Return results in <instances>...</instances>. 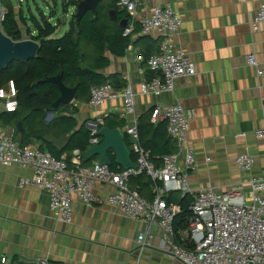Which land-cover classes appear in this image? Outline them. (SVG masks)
Segmentation results:
<instances>
[{
  "label": "crops",
  "instance_id": "crops-1",
  "mask_svg": "<svg viewBox=\"0 0 264 264\" xmlns=\"http://www.w3.org/2000/svg\"><path fill=\"white\" fill-rule=\"evenodd\" d=\"M261 2L141 0L137 8L139 20L158 5H169L182 15L183 26L173 43L187 52L197 69L194 75L179 77L173 91L159 96L140 93L141 83L152 77H147L150 69L146 63L137 62L134 53H127L126 49L123 55L105 50L110 62L101 72L121 74L126 85H132L138 117L153 111L158 103L179 102L192 111L187 143L196 158L188 173L192 188L228 191L237 186L244 174L236 164V157L243 150L254 157V173L264 176V136L255 134L264 129V77L256 76L254 68L246 63L250 53L264 61V22L257 27L252 24ZM126 12L123 17L127 19ZM139 22L137 27L141 30ZM140 35L146 34L134 33L132 40ZM123 89L115 90L121 93ZM88 96V100L75 98L72 102L78 108L75 117L79 123L112 112L125 118L121 95L97 107L89 104L90 91ZM129 118H125L126 124ZM50 120L46 118L47 122ZM4 127L14 130L17 141L20 134L17 128ZM243 132L246 135L240 136ZM70 135L55 136L48 132L44 138L61 148ZM40 142L41 139L33 138L29 145L38 147ZM73 150L64 153L71 158ZM180 158L183 166L182 154ZM97 160L98 156L88 165ZM22 177L31 179L33 169L0 163V253L8 255L11 264H34L38 258H47L51 264H182L165 252L163 232L157 223L134 219L109 204L88 205L77 197L70 218L63 220L50 208L49 193L32 183L22 185ZM94 190L106 196L111 187L96 185ZM149 190L150 197L145 195L146 198H151ZM172 195L177 200L182 198L180 192ZM143 232L151 237L149 244L142 246L138 235Z\"/></svg>",
  "mask_w": 264,
  "mask_h": 264
},
{
  "label": "built area",
  "instance_id": "built-area-1",
  "mask_svg": "<svg viewBox=\"0 0 264 264\" xmlns=\"http://www.w3.org/2000/svg\"><path fill=\"white\" fill-rule=\"evenodd\" d=\"M141 0H120L119 6L128 12L124 35H133L140 21V32L159 39V52L148 59L130 43L127 53H134L135 60L146 63L155 75L140 85V93L159 96L173 91L179 77L196 74L195 63L187 52L173 43L174 36L182 29V15L173 7L155 6L150 15L141 20L137 8ZM264 22V0H262L252 24L257 27ZM258 77H264V61H259L254 53L246 58ZM18 90L14 81L0 88V109L8 112L18 107ZM89 104L97 107L107 99L124 101L123 116L129 118L121 131L129 137V148L135 155L137 168L119 170L107 164H84V154L75 149L71 158L66 153L54 156L33 145L22 146L0 122V163L18 165L33 169V177L21 178V184L32 183L46 190L50 195L49 206L59 213L61 219L70 218L74 198L88 205L109 204L134 219H144L147 223H157L163 232L165 252L182 264H264V176L253 171L254 157L241 151L236 164L244 174L237 186L228 191L215 187L192 188L188 173L194 168L196 158L187 146L189 121L192 111L182 103L170 105L156 104L151 113V122L166 121L167 133L175 139L178 151L165 155L163 164L157 167L151 160V152L144 147L139 130V117L135 113V92L130 83L120 92L107 81L90 87ZM133 117V118H132ZM91 131L90 145L99 143L97 130L104 125L102 116H97ZM257 137L264 136V129L256 131ZM245 136L246 133H240ZM183 155V166L180 162ZM146 173L152 180L151 198L141 195L138 188L131 187L132 176ZM96 185H107L111 190L106 196L96 193ZM174 192L190 195L192 215L187 228L176 229L175 218L182 211L179 203L169 201ZM151 235L143 232L138 240L149 244ZM187 241L190 246H185ZM0 264H11L8 255L0 253ZM34 264H51L47 258H38Z\"/></svg>",
  "mask_w": 264,
  "mask_h": 264
},
{
  "label": "trees",
  "instance_id": "trees-1",
  "mask_svg": "<svg viewBox=\"0 0 264 264\" xmlns=\"http://www.w3.org/2000/svg\"><path fill=\"white\" fill-rule=\"evenodd\" d=\"M2 1L7 8L2 20V28L13 39H20L21 31L14 6L9 0ZM79 1L81 0H64V9L71 3L76 6ZM119 1L108 0L104 3V0H101L97 7V16L94 17L91 11L87 12L81 19L78 32L74 29L73 21L68 30L60 34L58 25L48 19L44 13L40 18L31 15L30 20L35 28L31 38L40 43L37 56L26 62L14 60L0 73V88L12 80L18 90V107L12 112L1 110L0 122L3 126L14 125L17 128L18 134L22 135V146L29 145L33 138L41 139L39 149L43 151L47 149L58 157L61 153L75 148L85 152L90 145L91 131L86 124L87 120L78 122L75 117L78 108L74 103L60 105L53 118L46 121L48 108L60 96V89L57 84L44 80L45 77H53L62 72L63 82L67 86L77 87L76 99L88 100V92L92 85H101L109 81L115 89L126 86L121 74L105 75L101 72L110 62L105 55L106 49L115 55H123L127 46L133 43L137 47L140 46L141 52L147 59L158 52V38L140 35L132 40V35H124L119 21L124 18L125 10L118 12L117 17L111 20L112 9L121 11L118 6ZM139 31L137 27L133 33ZM153 75L155 73L152 70H147V77ZM151 113L152 109L139 116V130L144 147L151 152V160L159 167L163 163L164 156L175 153L178 146L167 133L166 121L152 123ZM103 119L104 125L111 128H123L126 124L125 118H121L116 112L104 115ZM92 120L96 121V118ZM19 122L22 124L21 131L18 129ZM48 132H53L55 136L69 133L71 135L66 144L58 148L53 142L44 138ZM125 138L129 144L126 135ZM109 157L113 161L111 167L119 170L120 167L115 163L116 156L112 151H109ZM132 157L135 159L134 154ZM89 162L84 160V164L88 165ZM129 183L132 187L138 188L142 196L150 197L152 180L146 173L132 176ZM168 200L181 205L182 211L175 218V227L184 230L192 215L190 209L192 197L183 195L177 200L170 194ZM183 243L185 246H190L187 241Z\"/></svg>",
  "mask_w": 264,
  "mask_h": 264
},
{
  "label": "water",
  "instance_id": "water-1",
  "mask_svg": "<svg viewBox=\"0 0 264 264\" xmlns=\"http://www.w3.org/2000/svg\"><path fill=\"white\" fill-rule=\"evenodd\" d=\"M101 0H81L76 4V10L73 14V24L76 32L80 29V22L83 16L91 11L93 16H97V7ZM117 9L110 11V18L115 19L118 15ZM4 14L0 9V73L14 60L26 62L37 56L40 49V43L32 38L15 40L6 34L2 28V20ZM126 18L120 20L119 25L122 29L126 26ZM44 80L51 81L58 85L60 96L48 108L46 118L52 119L60 105L72 103L76 98L77 87L67 86L62 79V72L53 77H45ZM90 128L96 126L91 120L87 122ZM18 128L22 130L21 122L18 123ZM101 137L99 143L91 144L84 152V160L90 161L98 156L97 162L100 165L107 164L112 166L113 161L109 157V151H113L116 159L115 163L123 169L137 168L138 163L133 159L132 152L128 146L124 133L120 128H111L108 125L99 127L96 133ZM17 142L22 143V135L19 134Z\"/></svg>",
  "mask_w": 264,
  "mask_h": 264
},
{
  "label": "rangeland",
  "instance_id": "rangeland-1",
  "mask_svg": "<svg viewBox=\"0 0 264 264\" xmlns=\"http://www.w3.org/2000/svg\"><path fill=\"white\" fill-rule=\"evenodd\" d=\"M9 1L14 6L16 19L19 22V29L21 31L20 39L31 38L32 34L35 33V28L30 20L31 15L40 18L41 14L44 13L48 19L58 25V30H60V34H62L61 32L68 30L70 27L73 14L76 10V6L73 5V3H71L68 8L64 9V0ZM0 9L4 15L7 13L6 4L2 0H0Z\"/></svg>",
  "mask_w": 264,
  "mask_h": 264
}]
</instances>
